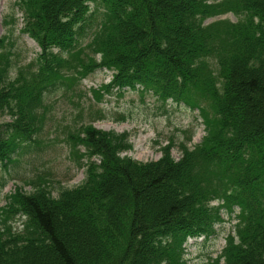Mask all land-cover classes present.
Wrapping results in <instances>:
<instances>
[{"label": "trees", "instance_id": "16d2710c", "mask_svg": "<svg viewBox=\"0 0 264 264\" xmlns=\"http://www.w3.org/2000/svg\"><path fill=\"white\" fill-rule=\"evenodd\" d=\"M92 5L94 7L92 12ZM40 53L17 66L0 35V165L39 149L47 99L97 69L110 93L135 90L201 112L206 135L157 161L123 155L127 134L86 127L85 181L58 197L16 192L0 213V264H188L189 237L233 233L212 264H264V0H16ZM233 12L237 22L211 17ZM85 47L80 36L92 20ZM93 27L91 23V28ZM85 51L99 60L74 63ZM125 119V117L121 118ZM0 181V186L5 185ZM216 202V204H215ZM3 210V211H4ZM26 218L14 229L11 218Z\"/></svg>", "mask_w": 264, "mask_h": 264}, {"label": "rangeland", "instance_id": "374dc122", "mask_svg": "<svg viewBox=\"0 0 264 264\" xmlns=\"http://www.w3.org/2000/svg\"><path fill=\"white\" fill-rule=\"evenodd\" d=\"M16 0H0V35L8 36L9 50L17 66H24L40 53L37 43L22 32L23 17L17 12V22L4 23L5 18L17 11ZM92 5V12H93ZM239 16L233 12L211 17L207 23L218 20L237 22ZM96 21L87 24L80 36L81 46L92 40ZM95 28V29H94ZM74 59L75 64H88L99 60V54L85 51ZM112 71L97 69L78 82L71 90H61L47 99L46 115L42 121L39 149L24 154L17 166L7 171L0 165V213L5 212L16 192L32 193L40 188L50 190L54 197L66 188H74L86 179L90 160L99 163L98 157L86 155V148L78 137L86 128L94 126L103 131L127 134L132 148L124 152L140 162L157 161L163 149L171 145L174 159L182 156V145L194 148L206 135V123L200 111L168 102L165 106L156 95H141L135 90L121 94L107 92L105 86L112 80ZM125 117V119H121ZM11 122V116L0 114V124ZM216 204V202H215ZM5 209V210H4ZM4 210V211H3ZM224 222L216 225V233L209 238L200 236L186 244L188 264H212L233 233L236 221L226 213ZM14 229H21L26 220L20 213L11 218ZM1 224V222H0ZM2 226L0 225V228Z\"/></svg>", "mask_w": 264, "mask_h": 264}]
</instances>
